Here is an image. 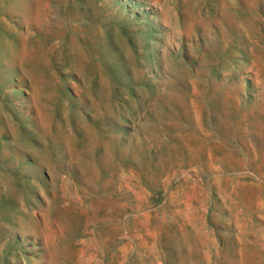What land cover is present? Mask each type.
I'll return each instance as SVG.
<instances>
[{
    "label": "rangeland",
    "instance_id": "1",
    "mask_svg": "<svg viewBox=\"0 0 264 264\" xmlns=\"http://www.w3.org/2000/svg\"><path fill=\"white\" fill-rule=\"evenodd\" d=\"M0 260L264 264V0H0Z\"/></svg>",
    "mask_w": 264,
    "mask_h": 264
},
{
    "label": "bare ground",
    "instance_id": "2",
    "mask_svg": "<svg viewBox=\"0 0 264 264\" xmlns=\"http://www.w3.org/2000/svg\"><path fill=\"white\" fill-rule=\"evenodd\" d=\"M30 210V209H29ZM12 219V218H11ZM9 224V223H8ZM6 225V224H5ZM8 226V225H7ZM17 237H18V235H17ZM38 239V238H37ZM23 248V247H22ZM5 251V250H4ZM10 251V250H9ZM11 251H13V250H11ZM6 253V252H5ZM3 254V253H2ZM6 254H8V253H6ZM10 254V253H9ZM11 255V254H10ZM2 257V256H1ZM6 257H8L7 255H6ZM28 258V257H27ZM7 259V258H6ZM1 261V260H0ZM8 261V260H7ZM6 261V262H7ZM28 261V260H27ZM5 262V261H4ZM13 262V261H12ZM3 264V263H2Z\"/></svg>",
    "mask_w": 264,
    "mask_h": 264
}]
</instances>
